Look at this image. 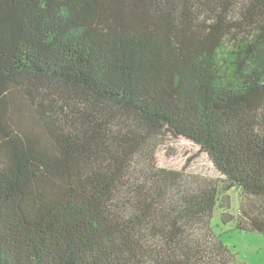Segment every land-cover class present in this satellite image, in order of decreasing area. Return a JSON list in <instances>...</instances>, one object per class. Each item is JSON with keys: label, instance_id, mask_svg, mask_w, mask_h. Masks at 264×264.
I'll list each match as a JSON object with an SVG mask.
<instances>
[{"label": "trees", "instance_id": "16d2710c", "mask_svg": "<svg viewBox=\"0 0 264 264\" xmlns=\"http://www.w3.org/2000/svg\"><path fill=\"white\" fill-rule=\"evenodd\" d=\"M216 207L264 234V0H0V264H246Z\"/></svg>", "mask_w": 264, "mask_h": 264}, {"label": "rangeland", "instance_id": "374dc122", "mask_svg": "<svg viewBox=\"0 0 264 264\" xmlns=\"http://www.w3.org/2000/svg\"><path fill=\"white\" fill-rule=\"evenodd\" d=\"M155 158L157 165L166 169H184L187 174L211 179L220 176L208 156L184 138L167 137L162 140L155 150ZM228 194L229 212L236 215L241 202L239 193L233 188ZM211 226L239 261L246 264H264V234L239 230L235 220L224 223L217 207L213 211Z\"/></svg>", "mask_w": 264, "mask_h": 264}]
</instances>
